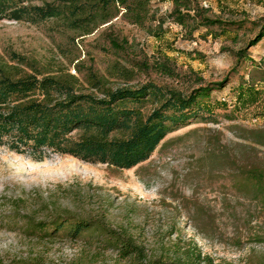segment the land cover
<instances>
[{
  "label": "rangeland",
  "instance_id": "1",
  "mask_svg": "<svg viewBox=\"0 0 264 264\" xmlns=\"http://www.w3.org/2000/svg\"><path fill=\"white\" fill-rule=\"evenodd\" d=\"M211 15L228 21H245L243 28L219 37L196 31L186 39L171 21L165 32L153 36L115 20L139 51L166 55L180 69L193 70L207 82L220 81L236 62L234 51L244 47L264 23V0H200ZM160 14L171 9L170 0H155ZM263 19V20H262ZM258 22L253 31L251 22ZM96 33L79 39L81 58L97 53L96 65L106 58L93 48ZM51 22L31 24L0 19V57L12 52L42 61L53 59L70 66L62 56L64 38L50 31ZM73 50V56L77 55ZM66 53L68 52L65 51ZM252 58L264 54V40L250 49ZM79 61V60H77ZM75 61V62H77ZM246 62L229 83L212 93L207 105L216 120L194 121L170 132L150 158L131 169L85 162L55 152L36 159L0 145V264H117L119 253L98 232L81 237L62 229L48 236L39 223L68 215L101 221L130 237L148 258L194 260L197 264H262L264 262V208L242 189L244 173L264 167V147L247 132L264 125V82L241 93L239 85L251 81ZM153 79L184 87L173 78ZM121 260V261H119ZM181 260V261H182Z\"/></svg>",
  "mask_w": 264,
  "mask_h": 264
},
{
  "label": "trees",
  "instance_id": "2",
  "mask_svg": "<svg viewBox=\"0 0 264 264\" xmlns=\"http://www.w3.org/2000/svg\"><path fill=\"white\" fill-rule=\"evenodd\" d=\"M170 1L171 9L160 14L155 0H0V19L51 22L50 31L59 33L65 41L62 56L72 57L70 63L75 70L72 73L63 62L42 61L16 52L8 59L0 57V145L36 159L55 152L131 169L148 160L166 136L181 125L192 120H216L206 104L246 62L252 66L251 81H243L242 76L238 87L241 93L255 87L252 79L256 76L264 82V54L257 61L250 53L264 40V23L244 47L234 51V66L216 82L205 81L193 70L180 69L166 55L149 56L143 49L138 51L115 23L121 20L160 36L165 23L171 21L182 28L186 39H194L195 32L202 28L217 38L230 31L239 32L245 23L212 16L211 9L200 0ZM105 24L93 45L106 58L105 68L100 69L93 51H87L89 65L80 59L79 47L84 43L79 39L96 33ZM251 24L249 31L259 23ZM74 49L76 56L72 54ZM153 74L179 80L185 86L158 82ZM247 132L246 138L264 147V125ZM242 189L260 200L264 208V167L245 171ZM39 225L48 236L62 229L72 237L98 232L119 253L123 263L117 264H197L192 259L148 258L130 237L101 221L68 215Z\"/></svg>",
  "mask_w": 264,
  "mask_h": 264
}]
</instances>
